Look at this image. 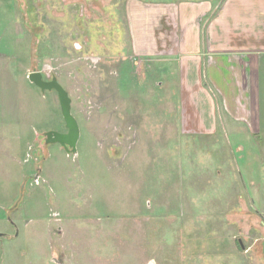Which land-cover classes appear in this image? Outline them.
<instances>
[{
	"label": "rangeland",
	"instance_id": "obj_1",
	"mask_svg": "<svg viewBox=\"0 0 264 264\" xmlns=\"http://www.w3.org/2000/svg\"><path fill=\"white\" fill-rule=\"evenodd\" d=\"M120 3L0 0V264H264V140L187 133L173 87L119 76Z\"/></svg>",
	"mask_w": 264,
	"mask_h": 264
},
{
	"label": "crops",
	"instance_id": "obj_2",
	"mask_svg": "<svg viewBox=\"0 0 264 264\" xmlns=\"http://www.w3.org/2000/svg\"><path fill=\"white\" fill-rule=\"evenodd\" d=\"M117 6L119 76L125 68L132 78L142 70L144 78L156 73L159 87H173L187 133L229 136L234 129L264 140V0Z\"/></svg>",
	"mask_w": 264,
	"mask_h": 264
},
{
	"label": "water",
	"instance_id": "obj_3",
	"mask_svg": "<svg viewBox=\"0 0 264 264\" xmlns=\"http://www.w3.org/2000/svg\"><path fill=\"white\" fill-rule=\"evenodd\" d=\"M29 80L34 83L43 92L56 91L59 97L60 106L64 121L67 127V133L48 132L46 133L47 144H60L68 152L77 153V146L81 138L80 126L72 113V99L69 92L59 83L55 77L51 81L44 80L41 72H33L29 75Z\"/></svg>",
	"mask_w": 264,
	"mask_h": 264
}]
</instances>
